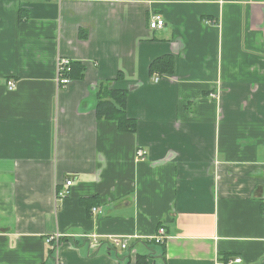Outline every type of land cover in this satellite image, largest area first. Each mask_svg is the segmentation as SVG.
Returning a JSON list of instances; mask_svg holds the SVG:
<instances>
[{
  "label": "crops",
  "instance_id": "obj_1",
  "mask_svg": "<svg viewBox=\"0 0 264 264\" xmlns=\"http://www.w3.org/2000/svg\"><path fill=\"white\" fill-rule=\"evenodd\" d=\"M161 227L167 264H264V0H0V264H136Z\"/></svg>",
  "mask_w": 264,
  "mask_h": 264
},
{
  "label": "trees",
  "instance_id": "obj_2",
  "mask_svg": "<svg viewBox=\"0 0 264 264\" xmlns=\"http://www.w3.org/2000/svg\"><path fill=\"white\" fill-rule=\"evenodd\" d=\"M173 57L172 56H163V57H159L157 59H155L152 63H151V72L154 71H159L161 73H169L172 74L173 72ZM73 68L75 70V68H77V65L73 64ZM79 70L83 69V66L78 67ZM106 96H108L106 99H103L102 101H100V103L98 104L97 107V114L99 117H106V118H111L114 119L118 122L119 127L122 130H127V131H132L134 132L136 130V121L129 119L126 116L125 113V105H126V91H112V92H107ZM111 98V99H108ZM117 105L119 107H117ZM69 241H72L73 245L77 246V247H81V244L84 243V240L81 238H73V237H69L68 238ZM86 240V239H85ZM152 242H155L153 240H151ZM149 242V241H148ZM148 242H144V245H147V250H149L151 247L148 246ZM161 247V251L159 253V257L161 258L162 262L160 264H167L165 259H164V243H155V246L152 247V249L149 251V253H137V259H136V264H150L148 261L149 257L154 258L155 257V253H153V251L155 250V247ZM91 248H93L91 246ZM111 248V247H110ZM113 249H116L115 247L112 246ZM133 248H135V246L131 247V250H133ZM95 253V252H94ZM53 257V261L55 263V251L52 255ZM115 257L117 259H122L123 257L120 256V253L117 251L115 253ZM123 263H125V259L122 260Z\"/></svg>",
  "mask_w": 264,
  "mask_h": 264
},
{
  "label": "built area",
  "instance_id": "obj_3",
  "mask_svg": "<svg viewBox=\"0 0 264 264\" xmlns=\"http://www.w3.org/2000/svg\"><path fill=\"white\" fill-rule=\"evenodd\" d=\"M165 25V19L158 14H154L151 17L150 20V27L151 29H160L164 27ZM56 70H57V76H56V82L59 87H65L70 84L72 80V72H73V61L69 57H64L61 56L57 60V65H56ZM159 80V78H157ZM8 88L10 90H13L16 88V84L14 81H8L7 82ZM216 96V95H214ZM147 155V151L145 149H139L137 152V157L139 159H144L145 156ZM73 180L69 179L66 182V187L63 189H59L57 192V197L59 198H64L66 197L70 190L69 187L72 185ZM99 208L97 206H94L92 208L93 212H97ZM60 234L52 235L47 238V241L49 243H53L55 240H60ZM90 245L94 247L95 245H98L100 243V238L98 237L97 234H90L87 235ZM166 230L164 227H161L158 229L157 234H155L153 237H151L150 240L155 241L156 243H164L166 240ZM110 246L115 247L116 249H122L124 251L129 250L130 248V240L128 237H110L108 238V241ZM242 260L240 258L230 260L228 264H233V263H240ZM54 264H64L63 260L61 259L59 255V247L58 245L56 246L55 249V263Z\"/></svg>",
  "mask_w": 264,
  "mask_h": 264
},
{
  "label": "rangeland",
  "instance_id": "obj_4",
  "mask_svg": "<svg viewBox=\"0 0 264 264\" xmlns=\"http://www.w3.org/2000/svg\"><path fill=\"white\" fill-rule=\"evenodd\" d=\"M107 247V246H106ZM112 250H114L113 252H114V254L118 251L119 253H123V252H125L124 250H122V249H112Z\"/></svg>",
  "mask_w": 264,
  "mask_h": 264
},
{
  "label": "water",
  "instance_id": "obj_5",
  "mask_svg": "<svg viewBox=\"0 0 264 264\" xmlns=\"http://www.w3.org/2000/svg\"><path fill=\"white\" fill-rule=\"evenodd\" d=\"M99 248H100V244H99V245H95V246L93 247V251L96 252V251L99 250ZM110 254H111V253H110Z\"/></svg>",
  "mask_w": 264,
  "mask_h": 264
}]
</instances>
